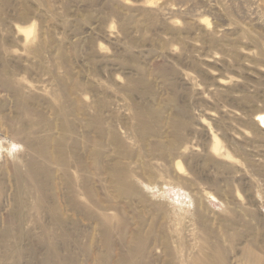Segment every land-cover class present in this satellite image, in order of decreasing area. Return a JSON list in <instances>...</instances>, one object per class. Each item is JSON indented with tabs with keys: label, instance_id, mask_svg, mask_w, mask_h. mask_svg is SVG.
Here are the masks:
<instances>
[{
	"label": "rangeland",
	"instance_id": "rangeland-1",
	"mask_svg": "<svg viewBox=\"0 0 264 264\" xmlns=\"http://www.w3.org/2000/svg\"><path fill=\"white\" fill-rule=\"evenodd\" d=\"M0 264H264V0H0Z\"/></svg>",
	"mask_w": 264,
	"mask_h": 264
},
{
	"label": "bare ground",
	"instance_id": "bare-ground-1",
	"mask_svg": "<svg viewBox=\"0 0 264 264\" xmlns=\"http://www.w3.org/2000/svg\"><path fill=\"white\" fill-rule=\"evenodd\" d=\"M262 120H263V119H262ZM40 152H41V151H40ZM178 167H180V169L183 170V167H182L181 165L178 166ZM35 174H36L35 172H32V173H31V176H32V177H35ZM8 228H9V227H8ZM52 234H53V233H52ZM125 247H126V246H125ZM52 250H53V249H52ZM120 250H121V249H120ZM50 254H51V253H50ZM129 256H130V255H129Z\"/></svg>",
	"mask_w": 264,
	"mask_h": 264
}]
</instances>
